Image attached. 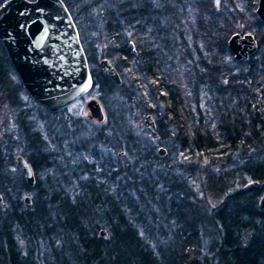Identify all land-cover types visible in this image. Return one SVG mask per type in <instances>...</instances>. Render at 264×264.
Returning a JSON list of instances; mask_svg holds the SVG:
<instances>
[{"label":"trees","instance_id":"1","mask_svg":"<svg viewBox=\"0 0 264 264\" xmlns=\"http://www.w3.org/2000/svg\"><path fill=\"white\" fill-rule=\"evenodd\" d=\"M62 1L75 22L68 0ZM245 3L252 11L254 0ZM196 4L199 9L204 7L202 2ZM104 11L111 16L110 10ZM117 11L124 20L130 17L127 0H119ZM251 15L257 49L244 61L232 58L236 65H248L246 71L225 70L218 60L223 53L231 55L225 45L232 32L231 15L224 12L223 4L211 13L206 27V40L218 55L213 65L208 61L203 65L205 71L197 73L145 74L155 82L161 81L155 87L167 93L169 123L183 126V136L173 135L177 141L174 148L183 159L205 164L197 173L190 170L194 184L165 169L161 174L148 170L158 156L143 152L126 130L121 132L122 118L114 111L124 142L113 148L131 154L126 165L105 167L100 160L96 166L89 165L94 166L90 170L82 168L88 175L77 180L78 190L70 196L63 190L69 186L64 174L60 176L63 183L44 188L35 180L28 185L20 176L18 192H33L28 206L19 194L7 196L0 181V264H264V209L257 205L264 192V23ZM113 33L119 45L117 57L126 70V38L116 30ZM86 57L91 77L87 93H95L104 104L112 88L120 84H115L98 63L91 66V57ZM112 65L118 72L117 65ZM141 73L142 78L145 72ZM181 78L200 84L208 92V116L200 112L197 117L186 111L183 114V101L174 85ZM139 87L144 91L142 80ZM19 92L28 104L38 108L34 120L53 115L26 94L0 43V105L5 103L9 108L19 134L17 140L4 134L0 149L2 144L10 147L9 162H13L11 149L17 150L35 175L50 161L29 119L30 108L25 107L27 102H22ZM168 152L174 153L173 143ZM2 155L0 151V175ZM92 155L96 157L94 152ZM75 168L79 166L65 170ZM249 181L255 183L242 190ZM100 229L104 235L99 234Z\"/></svg>","mask_w":264,"mask_h":264},{"label":"rangeland","instance_id":"2","mask_svg":"<svg viewBox=\"0 0 264 264\" xmlns=\"http://www.w3.org/2000/svg\"><path fill=\"white\" fill-rule=\"evenodd\" d=\"M118 2L119 0H68L75 24L79 29L81 38H83L85 55L90 56L93 61L91 66L97 64L101 58H105L110 63H115L119 69L120 85L112 88V95L105 99L104 104L97 98L95 93H87L82 99L69 104L64 109V113L44 115V119L34 120L32 116L36 114V109L38 108L31 103L28 104L23 93H18L22 102H27L25 107L30 108L28 109L30 113L29 119L33 120L32 125L39 133L43 142V150L48 161H50L48 167L37 170L34 175L35 181H38L43 188L50 184L57 183L60 185L63 183L60 176L64 174L67 179L66 183L69 186H66L63 190L67 191L70 196L71 193L78 190V188L76 189L77 180L82 181L88 175L82 168L90 170L100 160H104L105 167L118 166L120 164L126 165V163L130 162L131 154L125 153L123 149L117 150L113 148L115 145L124 142L120 137L118 127H116L118 123L116 124L115 115H112L114 111H116V117L117 112H120L122 118L119 125L122 128L121 132L126 130L131 137V141L143 152L147 151L150 152L149 155L156 154L158 156L154 158L148 169L151 172L161 174L165 172V169L169 172L168 174L172 173L176 178L179 176V178L185 179L186 182L193 183L190 170L197 173L205 165L191 159H183L174 148L177 147V141L175 137L173 138V135L183 136V129L181 128L183 126L169 123L167 93L160 88V90H157L155 87L161 81L155 82L151 80V78L145 76L146 72L141 78L142 73H132L129 71V65L125 70L122 66L123 60L117 57L116 49L119 45L113 31L116 30L120 36L126 38V41L131 36L128 24L130 17L124 20L117 16ZM127 2L129 7L130 0H127ZM177 2L184 3L185 0H178ZM177 2L175 0H166L165 3L167 7L166 16L174 20H162L163 22L161 23L158 13L148 14L155 19L154 21L151 20L152 23L156 22L157 26L165 27L166 30L159 36L158 33L154 34V26L151 28V47L159 48L160 46L163 49V44L165 43V55L163 54L162 59L165 61L166 66L163 70L160 69L149 73L168 71L174 73H177V71L197 73L205 71L203 65H207L208 61H211L213 65L214 58L218 57V55H216L211 42L206 40V27L209 28L211 13L216 9H220L223 4L224 12L227 11L231 15V33L242 31V33L249 32L253 34L256 28L254 18L251 15V13H254L256 0H254L252 11L246 9L247 3H245V0H194L198 4L202 2L204 7L199 9V5L195 4V11L192 8H187V11H183L181 15L183 20L174 14L175 9L179 8ZM156 7L158 5H155ZM104 9L110 10L111 16H107ZM143 37L144 35L141 32V41H143ZM167 48L170 49L167 50ZM153 59H157V57H153ZM218 60L224 65L225 70L230 69L233 73L247 70L248 65H236L232 55L227 53L220 55ZM140 80H142L144 91L140 90ZM220 82L224 83L225 78H220ZM174 85L178 86L176 91L179 93L181 101H183L181 104L182 110L180 109L183 114L186 111L190 116L197 117V113L200 112L208 116L210 109L208 102L211 97L205 89L200 87V84L189 83V81L187 83L181 78ZM88 97L95 98L100 103L104 115L102 122L87 119L85 100L89 99ZM107 112L109 114L108 118ZM146 114H150L156 127H159L158 130L156 129L157 137L151 136L146 130L142 120V116ZM64 115H68V118L66 119ZM206 115L204 116L206 117ZM113 124L115 125L114 128H112ZM190 125L192 126V123ZM4 134H7L9 138H16V140L19 135L18 127L9 108L5 103H2L0 105V139L3 138ZM161 142H165V145H159ZM172 143L173 152H177L176 154L168 152V147ZM18 145L20 146L19 149L23 148V142L20 141ZM157 147H162L164 153L158 155V152H156ZM7 149H10V147L2 144L0 149L3 154L1 170L4 168L9 174H16L17 178L19 172L15 170L14 163L7 161ZM11 150L13 160L17 150L13 151V148ZM93 152L96 157L92 155ZM91 164L94 166L90 167L89 165ZM74 165L79 166V168L65 170V168L74 167ZM16 178L13 177L15 180ZM10 183L7 185L2 184L6 190L3 189V191L10 198H14L18 189L15 187L14 182ZM17 194H19L20 199L23 195L31 198L33 192H18Z\"/></svg>","mask_w":264,"mask_h":264},{"label":"water","instance_id":"3","mask_svg":"<svg viewBox=\"0 0 264 264\" xmlns=\"http://www.w3.org/2000/svg\"><path fill=\"white\" fill-rule=\"evenodd\" d=\"M254 13L264 23V0H256ZM0 43L26 94L49 111H56L88 92L91 77L85 55L78 40L74 22L62 0H2L0 2ZM226 48L236 61L246 60L257 49V41L249 32H233L226 39ZM99 68L115 83L120 78L104 58ZM87 117L100 121L103 112L95 98L85 101ZM153 134L149 114L142 116ZM159 155L164 153L158 147ZM28 185H32L31 168L21 155L14 158ZM255 182L241 186L245 190ZM1 199V198H0ZM28 206L30 200L24 196ZM257 205L264 209V192ZM100 229L99 234L104 235Z\"/></svg>","mask_w":264,"mask_h":264},{"label":"flooded vegetation","instance_id":"4","mask_svg":"<svg viewBox=\"0 0 264 264\" xmlns=\"http://www.w3.org/2000/svg\"><path fill=\"white\" fill-rule=\"evenodd\" d=\"M180 2H177V4L179 5V8L175 9L174 14L178 15L179 19L183 20V18L181 17L183 11H187L186 10L187 8H192L195 11V9H196V5L195 4L196 3L194 2V0H189V1L185 0V2H184L185 4L184 3H180ZM165 3H166V0H130V3H129L130 19H129V23L128 24H129V31H130L131 36H130L129 40L127 41L128 52H129V54H128V65H129V71H131L134 74L137 73V72L149 73L151 71L165 69V66H166L165 65V61L162 59L163 58V54L165 55V43L163 44V49H161L160 46H159V48H152L151 45H150V42H151L150 31L152 30L151 28L154 26V28H153L154 34L158 33V35L161 36V34H163V32H166V30H165V27H162L160 25L157 26L156 22L152 23L151 20L154 21L155 19L151 18V16L148 15L150 13H153V14H157L158 13L160 15L159 19H160L161 23L163 21H166V20H169V19L174 20V19L170 18L169 16H168L169 18L166 16L167 7L165 6ZM155 5H158V7L155 8ZM193 21H194V19H193ZM74 25L76 27L78 40L80 42L81 48L83 50V53L85 55L86 52H85V48H84L83 38H81L79 29L76 26L75 22H74ZM141 32L144 35L143 41L140 40ZM153 57H155V58L157 57V59H153ZM85 59H87L86 55H85ZM110 64L112 65V63H110ZM113 68H114V66H113ZM86 94L87 93H85L84 95L80 96L76 100L82 99ZM66 107H63V108H61L59 110H56V111H49L48 109L47 110L51 114L57 115V114L64 113V109ZM64 117L67 119L68 115H64ZM87 119L95 120V119H90L88 117H87ZM102 121H103V119L100 120V121H96V122H102ZM152 121H153V119H152ZM153 124H154V126L152 128V130L154 131L153 134L147 128H146V130L148 131V133L151 136L157 137L158 134L156 132V125H155L154 121H153ZM145 127H146V125H145ZM157 149H158V147L156 148V152H157ZM17 155L18 154H16L15 156H17ZM15 156L13 157V163H14V166H15L14 168H15V170L17 172L20 173V175L18 173L17 178H16L15 172H14L15 175L9 174V172L7 170L2 168L1 175H0V181H1V184H4V185L11 184L10 182H14V185L17 188L16 184H17V182L19 180V177L20 176H22V178H24V177L22 175V172H21L20 168L17 166V164L14 161ZM24 160L26 161L25 158H24ZM28 165H29V163H28ZM30 168H31V166H30ZM31 172H32V177H33V182H34L35 177H34V172H33L32 168H31ZM13 177L16 178V180L13 179ZM16 194H17V191H16ZM23 197H24V195L21 197V199H23ZM0 198H1V196H0Z\"/></svg>","mask_w":264,"mask_h":264},{"label":"bare ground","instance_id":"5","mask_svg":"<svg viewBox=\"0 0 264 264\" xmlns=\"http://www.w3.org/2000/svg\"><path fill=\"white\" fill-rule=\"evenodd\" d=\"M33 184V183H32Z\"/></svg>","mask_w":264,"mask_h":264}]
</instances>
